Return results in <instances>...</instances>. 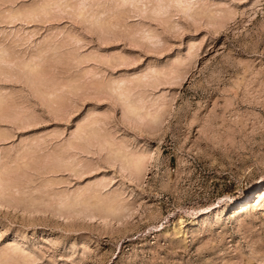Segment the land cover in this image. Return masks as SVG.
Here are the masks:
<instances>
[{
	"label": "rangeland",
	"instance_id": "1",
	"mask_svg": "<svg viewBox=\"0 0 264 264\" xmlns=\"http://www.w3.org/2000/svg\"><path fill=\"white\" fill-rule=\"evenodd\" d=\"M0 97V264H264V0H0Z\"/></svg>",
	"mask_w": 264,
	"mask_h": 264
},
{
	"label": "bare ground",
	"instance_id": "2",
	"mask_svg": "<svg viewBox=\"0 0 264 264\" xmlns=\"http://www.w3.org/2000/svg\"><path fill=\"white\" fill-rule=\"evenodd\" d=\"M179 3H180V1H179ZM180 5H182V2H181V4ZM19 14V13H18ZM38 71V70H37ZM37 89V88H36ZM38 90V89H37ZM37 92H39V91H37ZM123 93V92H122ZM128 95V94H127ZM126 97V96H125ZM1 98L2 97H0V100H1ZM129 98V97H128ZM130 99V98H129ZM128 100V99H127ZM126 100V101H127ZM3 102H4V100H2ZM3 102H1V104L3 103ZM131 102H132V100H131ZM129 103V102H128ZM5 104V103H4ZM131 104V103H130ZM127 105V104H126ZM132 105V104H131ZM131 108H132V110H133V112H136L137 111V109H135V106L133 107V105H132V107H130L129 108V110H131ZM3 109V108H2ZM2 109H1V111H2ZM139 111V113H141V111L140 110H138ZM9 112V111H8ZM132 112V111H131ZM4 113V112H3ZM10 113V112H9ZM159 113H161V112H159ZM164 114V113H163ZM131 115V114H130ZM136 115H138V112H137V114ZM152 115V114H151ZM157 115L159 116V117H161L158 113H157ZM140 116V115H139ZM151 117H155V116H151ZM162 118V117H161ZM160 118V119H161ZM158 119V118H157ZM156 120V119H155ZM155 120H153V121H155ZM161 121V120H160ZM159 121V122H160ZM98 122V121H97ZM157 122H158V120H157ZM156 122V123H157ZM154 123V122H153ZM95 124V123H94ZM96 133V132H95ZM91 135V134H90ZM80 137V136H79ZM82 138H83V135H82ZM82 140V139H81ZM110 144V143H109ZM113 149V148H112ZM116 152V151H115ZM123 152L121 151V154H122ZM118 155H119V153H118ZM133 155V154H132ZM128 156V155H127ZM134 156H136V155H133V157H124V158H126V161H127V164L129 163V165H131V167H133L134 168V170L136 171V172H138V173H140V172H142L141 170H142V161H141V158H140V156H136V157H134ZM119 157V156H118ZM59 158V157H58ZM123 161V160H122ZM144 162V161H143ZM56 163H58V162H56ZM73 164V163H72ZM129 165H127V166H129ZM56 166H59V165H56ZM73 166V165H72ZM58 168V167H57ZM1 173V172H0ZM141 174V173H140ZM2 175V174H1ZM0 180H4V179H0ZM1 182H3V181H1ZM7 182V181H6ZM5 183V182H4ZM6 184V183H5ZM7 185V184H6ZM259 185H261L260 183H259ZM9 189V188H8ZM260 189V188H259ZM7 191V190H6ZM9 191V190H8ZM256 191H257V189H251L250 191H249V193H248V195L236 206V208L234 209V215H238L239 213H241V212H243V211H245V210H247L248 208H249V205H250V203L252 202V200L256 197ZM4 192V191H3ZM81 194H82V192H81ZM85 194V193H84ZM259 194H260V197H264V191H260L259 192ZM78 195V194H77ZM79 195H80V193H79ZM94 195V194H93ZM96 195H98V194H96ZM85 196V195H84ZM84 196L82 195L81 197H83L84 198ZM87 196L88 195H86L85 197H86V199H87ZM100 196V195H99ZM98 196V197H99ZM13 197V196H12ZM65 197V196H64ZM74 197H75V195H74ZM80 197V196H79ZM89 197H91V196H89ZM89 197H88V199H89ZM61 198H62V196H61ZM77 198H78V196H77ZM82 198V199H83ZM92 198V197H91ZM101 198V197H100ZM99 198V199H100ZM62 199H64V198H62ZM62 199H60V200H62ZM74 199V198H73ZM85 199V200H86ZM93 199V198H92ZM96 199V198H95ZM94 199V200H95ZM99 199H97V200H99ZM72 200V199H71ZM75 200V199H74ZM73 200V201H74ZM80 200V199H79ZM91 200V199H90ZM89 200V201H90ZM107 200H108V198H107ZM113 200H114V198H113ZM113 200H111L112 201V203H113ZM119 200V199H118ZM0 201H1V197H0ZM33 201H35V200H33L32 199V202ZM36 201H38L39 202V200H36ZM58 201V200H57ZM62 201H65V200H62ZM81 201H83V205H86V204H84V199L83 200H80V203H81ZM87 201V200H86ZM105 201V200H104ZM11 202V201H10ZM26 202V201H25ZM30 202H31V200H30ZM29 202V203H30ZM76 202V201H75ZM100 202H101V200H100ZM109 202H110V200H109ZM114 202H116L115 200H114ZM1 203V202H0ZM34 204H35V202H33ZM52 203H53V201H52ZM99 203V202H98ZM119 203V202H118ZM31 204V203H30ZM33 204V205H34ZM37 204V203H36ZM40 204V203H39ZM38 204V205H39ZM50 204V203H49ZM55 204V203H54ZM77 204H79V203H74V202H71V201H66V202H62L61 203V206L63 207V208H69V207H71L72 209H74L73 207L74 206H76ZM91 204V203H90ZM101 204V203H100ZM104 204V203H103ZM111 204V203H110ZM58 205V204H57ZM56 205V206H57ZM109 205V204H108ZM113 205H114V203H113ZM116 205V204H115ZM118 205V204H117ZM54 206V205H53ZM60 206V207H61ZM87 206V205H86ZM106 206H107V204H106ZM105 206V207H106ZM112 206V205H111ZM78 207V206H77ZM88 208H86V211H88L87 209H89V206H87ZM114 207V206H113ZM116 207V206H115ZM79 208H80V206H79ZM82 208H84L83 206H82ZM108 208H110V207H108ZM123 208V207H122ZM59 209V208H58ZM61 210H65V209H62L61 208ZM112 211V207L109 209V211ZM120 210H122V209H120ZM67 211V210H66ZM101 211V210H100ZM92 212V211H91ZM91 212H89L90 214H91ZM95 213V212H94ZM118 215V214H117ZM9 251V250H8ZM6 253V252H5ZM7 254H9V253H6V257H7ZM25 254V253H24ZM3 255V254H2ZM5 256V255H4ZM4 256H2V257H4ZM14 256H16L15 254H14ZM24 256V255H23ZM20 258V257H19ZM22 260V259H21ZM6 261V263H8V260H5ZM2 264V263H1Z\"/></svg>",
	"mask_w": 264,
	"mask_h": 264
}]
</instances>
